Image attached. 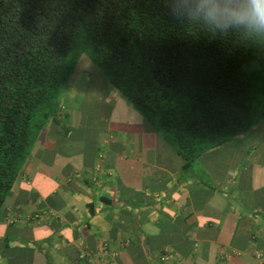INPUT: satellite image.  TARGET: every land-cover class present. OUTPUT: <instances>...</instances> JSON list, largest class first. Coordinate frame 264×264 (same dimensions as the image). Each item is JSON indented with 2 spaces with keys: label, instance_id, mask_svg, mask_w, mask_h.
I'll list each match as a JSON object with an SVG mask.
<instances>
[{
  "label": "crops",
  "instance_id": "1",
  "mask_svg": "<svg viewBox=\"0 0 264 264\" xmlns=\"http://www.w3.org/2000/svg\"><path fill=\"white\" fill-rule=\"evenodd\" d=\"M80 73L75 66L0 208V264H93L103 248L115 264H261L264 136L249 138L264 119L185 171L103 83L109 119L92 125L91 141L73 142ZM117 104L128 117L115 115Z\"/></svg>",
  "mask_w": 264,
  "mask_h": 264
},
{
  "label": "trees",
  "instance_id": "2",
  "mask_svg": "<svg viewBox=\"0 0 264 264\" xmlns=\"http://www.w3.org/2000/svg\"><path fill=\"white\" fill-rule=\"evenodd\" d=\"M250 7V0H0V208L81 55L185 171L264 119V29L239 19Z\"/></svg>",
  "mask_w": 264,
  "mask_h": 264
},
{
  "label": "rangeland",
  "instance_id": "3",
  "mask_svg": "<svg viewBox=\"0 0 264 264\" xmlns=\"http://www.w3.org/2000/svg\"><path fill=\"white\" fill-rule=\"evenodd\" d=\"M84 61L89 62L83 55H81L76 63V70H81V76L79 77V84L75 88L74 95L77 100L76 106L82 112V115L80 126L74 129L75 131L73 142L78 143L81 136L83 137L84 135L85 141H91V137L93 136L92 125L104 126V124L106 123L105 120L107 121V119H109L110 117L109 111L112 109L111 106L113 105V103L109 98L106 99L105 97L107 95L105 91V85L109 86L113 90L114 94H116L120 101L126 102L125 105L130 108L129 110H132L133 112L137 113L134 108L129 104V102H127L123 97H121L117 93V91L107 82V80L103 77L99 69H97L94 65H92L91 63H87L88 68L84 67V69H80V66L83 64ZM102 83L105 85H103ZM65 90L66 87L63 88L62 92H64ZM73 90L74 89L71 88V90L69 91L73 92ZM103 97L104 99L101 101V99L99 98ZM120 106L118 104L115 106V115H118L122 118L128 117L129 112H126L125 110V112H123ZM261 124L262 126L258 127V129L254 131V134L250 136L251 138L249 139L260 141V138L264 136V120H262Z\"/></svg>",
  "mask_w": 264,
  "mask_h": 264
},
{
  "label": "clouds",
  "instance_id": "4",
  "mask_svg": "<svg viewBox=\"0 0 264 264\" xmlns=\"http://www.w3.org/2000/svg\"><path fill=\"white\" fill-rule=\"evenodd\" d=\"M250 9L239 19L246 21L250 26L264 29V0H250ZM209 18L219 24V20L214 13H209Z\"/></svg>",
  "mask_w": 264,
  "mask_h": 264
},
{
  "label": "built area",
  "instance_id": "5",
  "mask_svg": "<svg viewBox=\"0 0 264 264\" xmlns=\"http://www.w3.org/2000/svg\"><path fill=\"white\" fill-rule=\"evenodd\" d=\"M86 254L84 252L78 253V258L81 260H84L86 258ZM114 253L110 252L108 253L107 249L103 248L98 253V261L93 264H115L113 260ZM254 258L260 261L261 264H264V248L261 250H258L254 253Z\"/></svg>",
  "mask_w": 264,
  "mask_h": 264
}]
</instances>
